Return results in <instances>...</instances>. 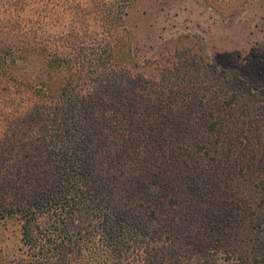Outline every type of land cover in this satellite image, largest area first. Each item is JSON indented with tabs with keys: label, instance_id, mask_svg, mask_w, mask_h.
Instances as JSON below:
<instances>
[{
	"label": "rangeland",
	"instance_id": "374dc122",
	"mask_svg": "<svg viewBox=\"0 0 264 264\" xmlns=\"http://www.w3.org/2000/svg\"><path fill=\"white\" fill-rule=\"evenodd\" d=\"M99 1L0 0V40L67 32L58 46L68 53L78 34L106 33ZM113 1H130L115 31L130 69L88 102L106 106L94 145L106 196L120 197L148 230L123 264H254L264 251V0ZM8 97L0 100V264H25L21 224L5 209L57 179L38 185L47 161L40 121L3 122ZM132 178L137 190L122 184Z\"/></svg>",
	"mask_w": 264,
	"mask_h": 264
},
{
	"label": "trees",
	"instance_id": "16d2710c",
	"mask_svg": "<svg viewBox=\"0 0 264 264\" xmlns=\"http://www.w3.org/2000/svg\"><path fill=\"white\" fill-rule=\"evenodd\" d=\"M99 2L97 23L106 33L78 34L65 48L68 53L58 46L70 41L67 32L40 33L32 39L26 35L25 43L15 37L0 40V95L8 93L4 105L10 108L3 122L38 118L47 149L46 174L32 175L36 173L43 187L51 177L57 179L54 189L45 187L5 209L6 216L21 224L24 258L19 262L25 264H123L125 254L148 235L135 211H122L120 197L106 196L108 186L94 167L98 119L105 121L107 116L104 101L89 103L88 94L108 80L128 75L130 69L120 61L115 33L130 1ZM27 61L30 64L22 70L31 73L23 78L16 74L22 71L17 66ZM33 136L39 138L36 133L30 140ZM129 183L122 184L135 190L142 185L135 178ZM153 190L148 186L144 192ZM254 264H264V251Z\"/></svg>",
	"mask_w": 264,
	"mask_h": 264
}]
</instances>
